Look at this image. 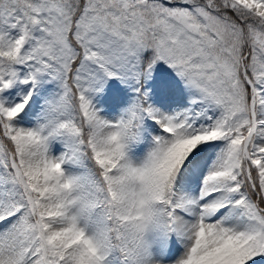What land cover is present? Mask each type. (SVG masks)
<instances>
[{
	"label": "snow or ice",
	"instance_id": "obj_1",
	"mask_svg": "<svg viewBox=\"0 0 264 264\" xmlns=\"http://www.w3.org/2000/svg\"><path fill=\"white\" fill-rule=\"evenodd\" d=\"M0 264H264V0H0Z\"/></svg>",
	"mask_w": 264,
	"mask_h": 264
}]
</instances>
